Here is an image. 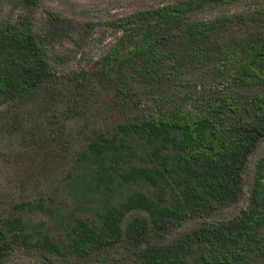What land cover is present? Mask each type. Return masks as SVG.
I'll return each instance as SVG.
<instances>
[{"label":"trees","instance_id":"obj_1","mask_svg":"<svg viewBox=\"0 0 264 264\" xmlns=\"http://www.w3.org/2000/svg\"><path fill=\"white\" fill-rule=\"evenodd\" d=\"M16 2L25 12L0 18V109L28 110L11 134L43 143L47 127L28 123L51 113L57 136L82 146L50 192L0 211V264L23 248L62 259L49 264H264V157L248 206L211 221L241 201L264 139V0H178L110 20L120 35L102 65L67 80L36 32L37 0ZM48 13L50 36L72 35ZM103 91L118 118L96 127L86 108Z\"/></svg>","mask_w":264,"mask_h":264},{"label":"rangeland","instance_id":"obj_2","mask_svg":"<svg viewBox=\"0 0 264 264\" xmlns=\"http://www.w3.org/2000/svg\"><path fill=\"white\" fill-rule=\"evenodd\" d=\"M16 1L0 0V18L25 12L22 6H16ZM175 1L178 0H37L33 20L39 37L51 38L49 50L54 69L63 80H67L82 72L91 74L102 65L104 57L112 51L120 35L107 25L110 20L125 17L137 11L168 5ZM249 4L224 7L212 13V16L219 13L240 14L248 9ZM49 11L76 26L72 35L50 36ZM67 97L66 93L64 96L66 101ZM112 100L111 92L103 91L93 96L92 105L86 108V117L91 119L96 127L102 126L105 122L109 125L114 124L117 120L118 117L112 108ZM153 107L154 104H151L150 108H146ZM26 110H28L27 104L22 103L0 109V211L8 210L11 205L22 201L34 199L40 193L50 192L55 186V180L67 167L71 153L82 146L78 140H73V144H70L66 141V137L57 136L59 125L55 123L50 125L48 122L51 113L41 116L37 111L33 121L28 123L29 127L31 125L47 127V134L50 137L43 143L39 138L32 140L11 134L13 118L17 113H23ZM47 111L52 109L47 108ZM55 119L57 122L61 120ZM23 124L24 127L27 126L26 122ZM80 125H74V131ZM262 157H264V139L250 157L244 174V194L241 201L235 206L218 212L211 221L229 218L248 206L256 166ZM61 260L48 252L29 251L23 248L13 251L4 264H49L51 261L61 262Z\"/></svg>","mask_w":264,"mask_h":264}]
</instances>
